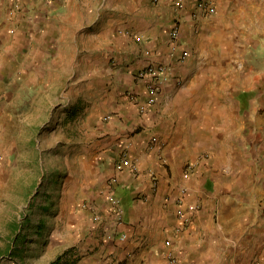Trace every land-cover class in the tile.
I'll list each match as a JSON object with an SVG mask.
<instances>
[{
    "label": "crops",
    "instance_id": "crops-1",
    "mask_svg": "<svg viewBox=\"0 0 264 264\" xmlns=\"http://www.w3.org/2000/svg\"><path fill=\"white\" fill-rule=\"evenodd\" d=\"M176 1L8 0L13 21L0 13L2 178L15 122L37 140L46 81L89 98L80 177L33 201L17 264H166L168 240L176 264H264V0ZM175 22L190 56L145 107L135 75L170 60Z\"/></svg>",
    "mask_w": 264,
    "mask_h": 264
},
{
    "label": "rangeland",
    "instance_id": "rangeland-1",
    "mask_svg": "<svg viewBox=\"0 0 264 264\" xmlns=\"http://www.w3.org/2000/svg\"><path fill=\"white\" fill-rule=\"evenodd\" d=\"M0 2V13L10 9L11 17H6L13 21L11 12L17 9V3L8 4L6 0L7 4L4 5L3 1ZM66 82L59 78L46 81L47 87L40 96L41 128L37 140L30 138L31 133L36 135V127L28 128L15 122L10 129L15 135L21 133L18 141L17 137L12 139L20 152L14 166H10L7 177L4 179L0 176L3 209L0 214V248L4 252L0 264H17V243L28 241L27 222L33 214V201L43 199L48 191H53L58 201L64 194L66 183L77 182L80 177V154L90 144L91 138L90 129L85 125L89 98L85 91L76 87L64 90ZM32 115L36 118L37 113L33 112ZM5 213L9 219L7 225L4 223Z\"/></svg>",
    "mask_w": 264,
    "mask_h": 264
},
{
    "label": "built area",
    "instance_id": "built-area-1",
    "mask_svg": "<svg viewBox=\"0 0 264 264\" xmlns=\"http://www.w3.org/2000/svg\"><path fill=\"white\" fill-rule=\"evenodd\" d=\"M155 3H157L159 0H153ZM175 5L180 8L182 6V0H177ZM169 38L171 42V51H170V60L169 61H162V62H151L145 67H143L141 70H139L135 77L138 80L145 81V107L152 106L155 104L159 96L161 94V87L162 84L167 82L170 79V71H171V62L172 59L175 62H184L186 61L189 56L190 52L185 47H181V40H180V29H179V23L175 22L172 26ZM132 94V93H131ZM128 164V159L126 153H122L120 157L115 162V168L117 171H121L123 167ZM117 185V179L116 177H110L107 182L106 186L108 188V195L106 196L109 203L113 205L116 208L117 217L116 220L121 222L122 220V208L120 206V202L117 198L113 196V191L115 190ZM178 214L181 216L182 210H178ZM121 239H124V235H121ZM166 247L168 249L165 251V261L166 264H176L177 260L174 256L173 251L170 249L171 241L165 242ZM255 264H260L259 262Z\"/></svg>",
    "mask_w": 264,
    "mask_h": 264
},
{
    "label": "trees",
    "instance_id": "trees-1",
    "mask_svg": "<svg viewBox=\"0 0 264 264\" xmlns=\"http://www.w3.org/2000/svg\"><path fill=\"white\" fill-rule=\"evenodd\" d=\"M53 264V263H52Z\"/></svg>",
    "mask_w": 264,
    "mask_h": 264
}]
</instances>
